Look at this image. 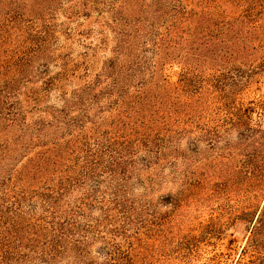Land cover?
Masks as SVG:
<instances>
[{
    "label": "rangeland",
    "instance_id": "obj_1",
    "mask_svg": "<svg viewBox=\"0 0 264 264\" xmlns=\"http://www.w3.org/2000/svg\"><path fill=\"white\" fill-rule=\"evenodd\" d=\"M97 1L47 0L44 11V0H30L27 12L51 33L31 81L19 83L43 96V109L27 116L46 121L47 148H77L61 171L90 238L82 264H247L251 233L238 217L264 207V0ZM183 7L198 29L170 52L210 40L191 85L183 62H159L154 47ZM49 78L55 85L44 91ZM65 99L72 121L63 134L54 113ZM6 134L1 142L13 144L18 133Z\"/></svg>",
    "mask_w": 264,
    "mask_h": 264
},
{
    "label": "trees",
    "instance_id": "obj_2",
    "mask_svg": "<svg viewBox=\"0 0 264 264\" xmlns=\"http://www.w3.org/2000/svg\"><path fill=\"white\" fill-rule=\"evenodd\" d=\"M46 1L41 2L40 7L52 11ZM27 5L30 0H0V163L4 166L0 177V264H82L90 238L80 223V207L67 199L70 190L61 171L65 157L76 155L77 148L74 141L66 145L53 142L47 148L49 144L44 142L42 135L46 121L36 120L32 125L27 116L43 109V96L37 89L24 92L19 85L21 81L24 85L31 81L27 76L29 69L51 33L46 22L37 24L42 18L30 15ZM175 13L176 20L171 25H164L166 32L154 43L156 57L159 62L179 58L183 62L185 82L191 85V78L200 69L198 62L208 63L210 40L203 42L204 45L186 47L177 55L172 54L171 48L174 50L182 33L188 31L191 37L198 29L197 18L187 7ZM205 32L202 35L204 40L209 37ZM188 42L190 44V39ZM9 47L14 48L11 55L3 58V50ZM122 47L117 52L118 60L123 55ZM47 71L43 66L38 72L46 74ZM117 84V79H113L114 89ZM54 85L53 79L49 78L43 90L49 91ZM65 100L69 105L54 113L61 115L59 121L64 123L63 134L71 131L69 124L72 121L68 111L71 103ZM8 129L18 133L11 145L8 141L1 142L2 137L8 135ZM28 131L32 134L26 139ZM37 148L43 150L37 153L32 165L16 175L18 165ZM56 180L57 183L51 184ZM238 219L248 223L251 233L244 249L245 255L251 258L247 264H264V207L261 210L245 208Z\"/></svg>",
    "mask_w": 264,
    "mask_h": 264
}]
</instances>
